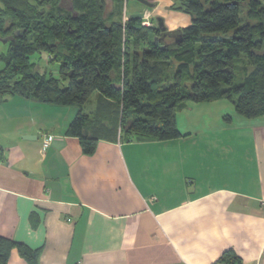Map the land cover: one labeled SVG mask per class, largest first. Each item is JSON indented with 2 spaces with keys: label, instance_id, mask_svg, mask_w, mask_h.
Wrapping results in <instances>:
<instances>
[{
  "label": "crops",
  "instance_id": "crops-1",
  "mask_svg": "<svg viewBox=\"0 0 264 264\" xmlns=\"http://www.w3.org/2000/svg\"><path fill=\"white\" fill-rule=\"evenodd\" d=\"M133 2L122 19L145 11ZM154 3L168 31L190 24L170 0ZM187 106L168 141L121 142L91 117L84 133L101 139L86 155L65 134L76 109L7 99L0 237L39 250L37 264H216L228 252L264 264V116L226 100ZM8 264L25 262L14 250Z\"/></svg>",
  "mask_w": 264,
  "mask_h": 264
},
{
  "label": "trees",
  "instance_id": "trees-1",
  "mask_svg": "<svg viewBox=\"0 0 264 264\" xmlns=\"http://www.w3.org/2000/svg\"><path fill=\"white\" fill-rule=\"evenodd\" d=\"M129 1L108 9L106 0H0V104L16 97L76 109L65 134L86 155L101 139L84 133L91 117L100 133L117 129L129 143L178 139L176 115L189 103L226 100L240 117L264 116V0H170L190 24L164 38L157 23H122ZM42 54L57 64V78L39 70ZM168 62L175 73L167 81L159 63ZM94 93L97 107L85 114ZM14 250L37 264L39 250L2 237L0 264ZM216 264L240 263L228 252Z\"/></svg>",
  "mask_w": 264,
  "mask_h": 264
},
{
  "label": "rangeland",
  "instance_id": "rangeland-1",
  "mask_svg": "<svg viewBox=\"0 0 264 264\" xmlns=\"http://www.w3.org/2000/svg\"><path fill=\"white\" fill-rule=\"evenodd\" d=\"M149 2H151V3H154V0H148ZM134 4V2L133 1H129L128 2V4H127V6H126V12L128 13V11H130V9H131V7H132V5ZM107 7H108V9H109V7H110V1L109 0H107ZM158 10V9H157ZM169 10V9H168ZM170 11H172V12H177V11H173V10H171L170 9ZM144 12H146L145 14L146 15H148V16H150L151 17V24L152 25H156V18L159 16L160 17V15H158L155 11H154V9H147V8H145V11ZM143 12V13H144ZM183 15H185V17L188 19V22L190 23V18H189V16L188 15H186V14H183ZM126 16H124L123 17V19H122V23H124L125 21H124V18H125ZM127 18V17H126ZM161 18V17H160ZM144 19V17L141 19V20H143ZM163 22H164V20H163ZM181 22L183 23V21H182V19H181ZM243 23H241V25H242ZM164 25L166 26V24H165V22H164ZM4 49V46L3 45H1L0 44V50H3ZM42 59H44L43 61H40V63L38 64V68H39V70H41V71H43V70H45V68H46V70L49 72V73H52V75H53V77L54 78H57L58 77V71H57V69H58V67H57V64H55V63H52V64H49V65H47V63H46V57L44 56V54H42ZM34 60H36V59H34ZM243 62H245V58H244V56H240L238 59H236L235 60V62H234V65L236 66V68L238 67V65H241ZM159 66L160 67H163L162 69H163V71H164V77H165V79L168 81V79L171 77H173V75H174V73H175V64L173 63V62H168V63H165V64H162V63H159ZM235 74H236V72H235ZM239 77H238V75L236 74V80L238 79ZM184 83L187 85L188 83H189V81H186V79H184ZM95 93L91 96V98L88 100V102L85 104V106L83 107V111L85 112V113H88L93 107H94V104H95V102H94V97H95ZM188 104H186V108L187 107H189L187 110L189 111V109H190V106H187ZM185 108V109H186ZM179 114H182V112H179Z\"/></svg>",
  "mask_w": 264,
  "mask_h": 264
},
{
  "label": "water",
  "instance_id": "water-1",
  "mask_svg": "<svg viewBox=\"0 0 264 264\" xmlns=\"http://www.w3.org/2000/svg\"><path fill=\"white\" fill-rule=\"evenodd\" d=\"M135 1L147 9H154L157 6L156 3H151V2H148L147 0H135ZM143 17H144L143 12L130 15V19L140 20ZM156 22H157V26H158L160 32L162 33L161 36H162V38H164L166 35L165 32L167 31V28L164 25L163 19L160 17H157ZM17 35H18V33H15V36H17ZM2 42L5 43L6 40H3ZM25 138L29 139L31 137H25Z\"/></svg>",
  "mask_w": 264,
  "mask_h": 264
},
{
  "label": "built area",
  "instance_id": "built-area-1",
  "mask_svg": "<svg viewBox=\"0 0 264 264\" xmlns=\"http://www.w3.org/2000/svg\"><path fill=\"white\" fill-rule=\"evenodd\" d=\"M145 13L146 12H144V19L142 20V25L146 26V27H150L152 25L151 22H150V16L146 15ZM127 19L128 18L125 17L124 21L126 22ZM47 146H48L47 141H45L44 144H43V147H47Z\"/></svg>",
  "mask_w": 264,
  "mask_h": 264
}]
</instances>
